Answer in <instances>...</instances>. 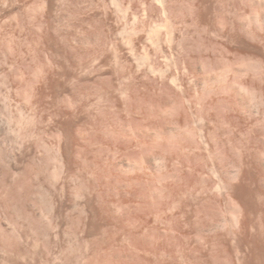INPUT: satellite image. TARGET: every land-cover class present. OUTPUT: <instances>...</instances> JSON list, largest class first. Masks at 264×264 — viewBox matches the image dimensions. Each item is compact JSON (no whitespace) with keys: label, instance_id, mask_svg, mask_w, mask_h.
Instances as JSON below:
<instances>
[{"label":"rangeland","instance_id":"1","mask_svg":"<svg viewBox=\"0 0 264 264\" xmlns=\"http://www.w3.org/2000/svg\"><path fill=\"white\" fill-rule=\"evenodd\" d=\"M0 264H264V0H0Z\"/></svg>","mask_w":264,"mask_h":264}]
</instances>
